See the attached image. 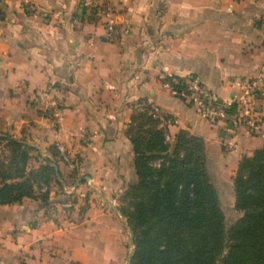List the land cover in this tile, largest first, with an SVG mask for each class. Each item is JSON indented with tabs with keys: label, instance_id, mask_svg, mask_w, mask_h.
<instances>
[{
	"label": "crops",
	"instance_id": "1",
	"mask_svg": "<svg viewBox=\"0 0 264 264\" xmlns=\"http://www.w3.org/2000/svg\"><path fill=\"white\" fill-rule=\"evenodd\" d=\"M90 1L0 0V135L34 146L35 166L63 144L84 180L67 192L52 184L50 206L0 204V264L122 262L118 202L137 180L126 129L139 99L172 116L170 137L185 129L204 139L221 202L233 210L238 163L264 148L249 124L208 122L172 83L195 73L222 98L237 95L232 81L264 64V0H104L105 14L82 20ZM45 99L58 113L40 109ZM255 104L251 121L264 132V95ZM59 170L66 178L73 169L61 159Z\"/></svg>",
	"mask_w": 264,
	"mask_h": 264
},
{
	"label": "trees",
	"instance_id": "2",
	"mask_svg": "<svg viewBox=\"0 0 264 264\" xmlns=\"http://www.w3.org/2000/svg\"><path fill=\"white\" fill-rule=\"evenodd\" d=\"M81 16L97 18L88 6ZM168 120L174 122L139 99L127 125L137 180L121 195L119 210L133 234L130 264H264V148L238 163L234 210L241 215L227 225L204 139L185 129L167 139ZM33 150L26 142L0 135V152L6 153L0 154V204L37 198L50 206L52 184L62 190L84 182L75 169L63 178L55 144L37 166L31 162ZM65 201L76 199L69 195Z\"/></svg>",
	"mask_w": 264,
	"mask_h": 264
},
{
	"label": "built area",
	"instance_id": "3",
	"mask_svg": "<svg viewBox=\"0 0 264 264\" xmlns=\"http://www.w3.org/2000/svg\"><path fill=\"white\" fill-rule=\"evenodd\" d=\"M86 6L91 8L97 16L105 14L109 8L104 0H91ZM109 29L110 31L113 30L111 27ZM172 83L185 91L188 99L197 107L199 114L208 122L212 124L224 122L232 128L249 124L252 133L264 135V132L256 123L251 121L253 114L256 112L255 99L259 94L264 95V64L257 75L234 79L231 85H236L238 87V94L227 100L213 91L204 80L195 73L175 76L172 78ZM59 107V103L56 100L48 102V100L45 99L40 102V109L43 112L58 113ZM158 110V107H154L155 113L158 114ZM167 139H170L169 134H167ZM57 149L62 160L72 169H77L79 167L80 161L72 156V154L65 149L63 144L58 143ZM90 185L91 181L88 180V186ZM71 187H73V185ZM105 188L106 186H102V189ZM68 189L69 186H64L63 188L66 192Z\"/></svg>",
	"mask_w": 264,
	"mask_h": 264
},
{
	"label": "rangeland",
	"instance_id": "4",
	"mask_svg": "<svg viewBox=\"0 0 264 264\" xmlns=\"http://www.w3.org/2000/svg\"><path fill=\"white\" fill-rule=\"evenodd\" d=\"M205 146H206V144H205ZM208 152H207V147H206V154H207ZM0 154L1 155H5L6 153H3V152H0ZM124 193V192H123ZM122 193V194H123ZM121 194V195H122ZM121 195L119 196V205H121V201H120V198H121ZM86 197V195L84 196V198ZM228 199H229V197H228ZM227 199V200H228ZM225 204H223V207L225 208V211H226V217H227V220H226V222H227V225H229V224H231L232 222H234L238 217V215H236V213L234 212V210L232 209V206H230L231 204H230V201H226V202H224ZM227 204V205H226ZM234 208V207H233ZM121 215L122 216H124L122 213H121ZM124 218H125V223H126V227H125V225L124 226H121L120 225V228H121V230L124 232V234H125V238H126V246L124 247V249L126 250V255L123 257V259H122V262L120 263V264H125V262H126V258H127V260H128V258H129V256H130V254H132L133 255V253H132V247L134 246V244H133V237H132V232H131V230H130V227H129V225H128V222H127V219H126V217L124 216ZM131 238H132V241H131ZM134 248H135V246H134ZM131 258H132V256H131ZM131 260V259H130ZM129 264H130V262H129Z\"/></svg>",
	"mask_w": 264,
	"mask_h": 264
},
{
	"label": "water",
	"instance_id": "5",
	"mask_svg": "<svg viewBox=\"0 0 264 264\" xmlns=\"http://www.w3.org/2000/svg\"><path fill=\"white\" fill-rule=\"evenodd\" d=\"M131 230V229H130ZM132 232V231H131ZM132 237H133V234H132ZM131 241H132V238H131ZM134 250H135V248H134V246L132 247V253L134 252ZM131 256H132V254H130V256H129V258H128V260H127V263L126 264H129V262H130V259H131Z\"/></svg>",
	"mask_w": 264,
	"mask_h": 264
}]
</instances>
